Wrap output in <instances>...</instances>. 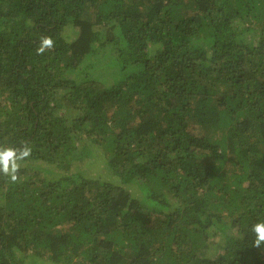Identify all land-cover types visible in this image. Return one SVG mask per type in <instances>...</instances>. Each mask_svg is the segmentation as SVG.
<instances>
[{
  "label": "trees",
  "instance_id": "16d2710c",
  "mask_svg": "<svg viewBox=\"0 0 264 264\" xmlns=\"http://www.w3.org/2000/svg\"><path fill=\"white\" fill-rule=\"evenodd\" d=\"M25 144L0 264H264V0H0Z\"/></svg>",
  "mask_w": 264,
  "mask_h": 264
},
{
  "label": "clouds",
  "instance_id": "9594fccd",
  "mask_svg": "<svg viewBox=\"0 0 264 264\" xmlns=\"http://www.w3.org/2000/svg\"><path fill=\"white\" fill-rule=\"evenodd\" d=\"M54 46L50 37H42L39 47L36 49L38 55H42L46 50ZM31 155V148L25 144L21 148H0V173L8 177L12 182L18 178L17 173L20 169V161L25 160ZM255 235V246L261 247L264 244V222L256 223L252 226Z\"/></svg>",
  "mask_w": 264,
  "mask_h": 264
},
{
  "label": "rangeland",
  "instance_id": "374dc122",
  "mask_svg": "<svg viewBox=\"0 0 264 264\" xmlns=\"http://www.w3.org/2000/svg\"><path fill=\"white\" fill-rule=\"evenodd\" d=\"M88 163H90V160L89 161H87ZM87 163V167H88V164ZM86 167V168H87ZM90 167V166H89ZM212 240V243H211V247H210V252H212V251H214V249H215V247L217 246V243H218V237L216 236V237H214L213 239H211Z\"/></svg>",
  "mask_w": 264,
  "mask_h": 264
}]
</instances>
